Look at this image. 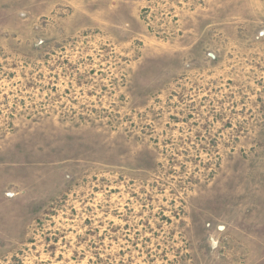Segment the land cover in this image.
Listing matches in <instances>:
<instances>
[{"label": "rangeland", "instance_id": "rangeland-1", "mask_svg": "<svg viewBox=\"0 0 264 264\" xmlns=\"http://www.w3.org/2000/svg\"><path fill=\"white\" fill-rule=\"evenodd\" d=\"M0 264H264V0H0Z\"/></svg>", "mask_w": 264, "mask_h": 264}]
</instances>
